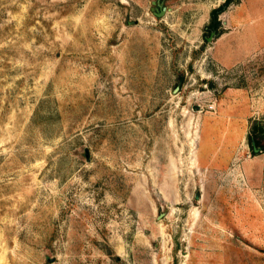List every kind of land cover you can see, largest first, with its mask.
<instances>
[{
  "label": "rangeland",
  "instance_id": "1",
  "mask_svg": "<svg viewBox=\"0 0 264 264\" xmlns=\"http://www.w3.org/2000/svg\"><path fill=\"white\" fill-rule=\"evenodd\" d=\"M154 1L0 0V264H264V0Z\"/></svg>",
  "mask_w": 264,
  "mask_h": 264
},
{
  "label": "trees",
  "instance_id": "2",
  "mask_svg": "<svg viewBox=\"0 0 264 264\" xmlns=\"http://www.w3.org/2000/svg\"><path fill=\"white\" fill-rule=\"evenodd\" d=\"M233 0H226L223 4H221L219 7H216L212 10L211 12V16H212V21L210 23V29L212 31H215L216 32V35H219L220 34V31H219V26L221 24V21L219 19V16L222 12H224L228 6L230 5V3L232 2ZM256 144H260V140H255Z\"/></svg>",
  "mask_w": 264,
  "mask_h": 264
},
{
  "label": "water",
  "instance_id": "3",
  "mask_svg": "<svg viewBox=\"0 0 264 264\" xmlns=\"http://www.w3.org/2000/svg\"><path fill=\"white\" fill-rule=\"evenodd\" d=\"M154 5H157V6H154L153 7V11H156V9H161V12L160 13H157V12H155V13H157V15H159V16H162L163 14H165L166 12H167V6L166 5H164V0H157V1H154V3H153ZM261 150V148L260 147H257L256 145H255V143H254V151L255 152H258V151H260Z\"/></svg>",
  "mask_w": 264,
  "mask_h": 264
}]
</instances>
